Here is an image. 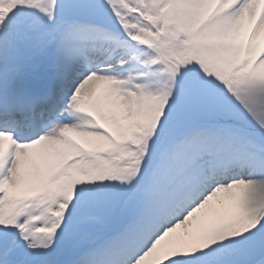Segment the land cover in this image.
<instances>
[{"label":"snow or ice","instance_id":"snow-or-ice-1","mask_svg":"<svg viewBox=\"0 0 264 264\" xmlns=\"http://www.w3.org/2000/svg\"><path fill=\"white\" fill-rule=\"evenodd\" d=\"M0 264H264V0H0Z\"/></svg>","mask_w":264,"mask_h":264}]
</instances>
